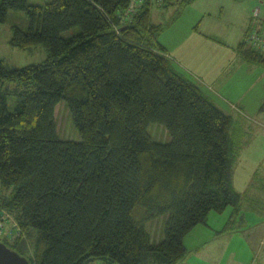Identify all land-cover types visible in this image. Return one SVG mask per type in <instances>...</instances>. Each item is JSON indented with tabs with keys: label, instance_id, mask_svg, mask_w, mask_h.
<instances>
[{
	"label": "trees",
	"instance_id": "16d2710c",
	"mask_svg": "<svg viewBox=\"0 0 264 264\" xmlns=\"http://www.w3.org/2000/svg\"><path fill=\"white\" fill-rule=\"evenodd\" d=\"M152 2L0 0V23L14 10L29 18L11 45L49 51L23 68L0 60V240L31 264H180L211 212L241 211L232 117L178 70ZM256 27L237 51L264 68ZM61 103L78 142L60 136ZM155 125L169 141L154 138ZM164 216L157 242L148 223Z\"/></svg>",
	"mask_w": 264,
	"mask_h": 264
},
{
	"label": "rangeland",
	"instance_id": "374dc122",
	"mask_svg": "<svg viewBox=\"0 0 264 264\" xmlns=\"http://www.w3.org/2000/svg\"><path fill=\"white\" fill-rule=\"evenodd\" d=\"M29 1L30 4L45 5L51 0ZM164 1L153 0L151 16L153 23L163 24L166 27L160 37L164 44L177 46L179 42L180 44L182 42L189 43L188 39L195 36L190 35L191 32L202 33L205 28L218 34L220 36L218 40L227 44L224 46L226 48L222 49H225V57L228 58L231 56L232 46L238 44V41L243 37L244 30L248 25L245 23L247 21L257 25L255 31L260 33L259 39L264 40V0H197V4L188 5L181 11L178 7H161ZM198 5L206 10V16L202 13L203 11L196 8ZM137 6L132 5L131 10H135ZM258 20L263 21L262 33ZM200 22L202 23L200 24ZM15 27L24 31L29 29V18L25 12L10 11L7 20L0 23V60H3L11 68H23L45 61L49 57V51L45 45L30 50L18 49L11 45ZM255 31L253 30L251 34H255ZM193 51H202L201 54H194L191 60L198 69L204 66L205 71L201 72L202 74L204 72L208 78L219 73L223 65L228 67L233 59L231 57L230 60L225 59L226 62H224L223 55L218 57L206 46H195L194 43H190L184 49L182 57L190 56ZM241 62L243 63L240 64L241 68L235 66L233 74L224 79L225 85L221 88L206 85L209 82L207 77L205 79L208 82L205 79H197L199 84L203 85L204 94L222 106L226 113L231 114L230 137L236 147L232 186L242 196L241 211L236 216L228 215L227 212L220 214L213 211L212 215L224 219L221 223V218L220 221L218 220L219 223L207 218L206 223L215 227H221L227 222L228 226L222 227L221 233H217L218 236H223L220 241H215L214 238L217 236L215 233H201L204 232L206 223L199 227L196 226L185 239L188 256L183 262L184 264H233L236 261L264 263V233L261 234L264 232V128L258 124L264 122V74L261 72L264 71V68L246 61ZM181 64H183L181 65L183 68L184 65L188 66L185 67L188 71L195 70L193 65H188L191 64L190 62H184L183 59H181ZM250 69L254 70L251 72ZM216 98L224 100L227 104H221ZM10 105L12 108L15 107V99L10 100ZM56 119L62 138L76 142L81 140L80 134L73 126L65 103L58 105ZM151 133L157 140L169 141L166 130L158 125L151 129ZM256 214L261 217L260 220L256 218ZM253 218L255 223H252ZM166 220L167 217L164 216L148 223V229L157 242L164 237ZM225 227L228 228V231H224ZM237 235H241L246 243H239L236 240H233V243H228L232 238L237 239ZM197 244L209 248L206 251L201 249L202 254L195 255L192 251L197 248ZM89 264L108 263L97 260Z\"/></svg>",
	"mask_w": 264,
	"mask_h": 264
},
{
	"label": "crops",
	"instance_id": "0c3cea01",
	"mask_svg": "<svg viewBox=\"0 0 264 264\" xmlns=\"http://www.w3.org/2000/svg\"><path fill=\"white\" fill-rule=\"evenodd\" d=\"M195 4H197V0L194 2V3H192V4H190V5H195ZM189 5V6H190ZM198 10H201V11H203L202 13L206 16V14H207V12H206V10L205 9H203V8H201V6L200 5H198L197 7H196ZM192 10H194V9H192ZM199 12V11H198ZM204 16V17H205ZM198 17H199V15H198ZM246 17V16H245ZM245 19H247V18H245ZM258 22L260 23V30H262V23H263V21L262 20H258ZM202 22H200V24H201ZM246 24H248L247 25V28H246V30H244V33H243V37L241 38V40H239L238 41V44H236V45H234V46H232V49H231V53H230V55L231 56H229L228 58H226L225 57V49H222V48H226V47H224V46H226L227 44H225V42H221V41H219L218 40V37H220L218 34H216V33H213V32H210V31H208L207 29H205L204 28V31H202V33L200 32H191V34L190 35H195V36H192V37H190V39H188L190 42L189 43H187V42H182V44H180V42H179V45H177V46H174V45H169V44H164V43H162L166 48H167V50H168V52H169V55L172 57V59L175 61V64H176V67L178 68V70L179 71H181L182 73H184L188 78H190V79H192L195 83H199L198 82V80L197 79H199V78H201V79H205V77H207L206 76V74L203 72V74H202V72L201 71H205L204 70V66L203 67H201V69H198V67L196 66V65H194L193 63H192V60H191V57L194 55V54H201L202 53V51L201 52H196V51H193L192 52V54L190 55V56H184V57H182V54H183V51H184V49L190 44V43H194L195 44V46H206L207 47V49H209V50H211V51H213V53H215V55L216 56H218V57H220L221 55H223L224 56V62H226L225 61V59H227V61L228 60H230L231 59V57H233V59L231 60V62H230V64H229V66L227 67V66H225V65H223V67H222V69H221V71L219 72V73H217L215 76H213L212 78H208L207 77V79L209 80V82L206 84V85H209V86H218V87H222L223 85H225L223 82H224V79L226 78V77H228L230 74H233V68L235 67V66H238L237 68H241L240 66H242V65H240V64H243L241 61H244L243 59H242V57L239 55V53H238V51H237V47L241 44V42H243V40L245 39V35L247 34V33H249L250 32V30L252 29V27H254L256 24L254 23V22H249L248 23V21L247 22H245ZM201 26V25H200ZM176 47H179L178 49L176 48ZM181 59H183V61L185 62H190L191 64H188V65H193V68L195 69L194 71H188L185 67H188V66H186V65H184L185 67L183 68L181 65H183V64H181ZM183 63V62H182ZM251 68H253V67H251ZM251 70H254V69H250V71ZM201 72V73H200ZM252 72V71H251ZM261 72H263V74H264V71H261ZM189 74H192V75H189ZM201 87H203V85H201ZM208 91H210L209 89H208ZM214 95V94H213ZM215 97H217L216 95H214ZM212 100V99H211ZM216 100L217 101H219L221 104H227V103H225L224 102V100H222V99H218V98H216ZM213 101V100H212ZM214 102V101H213ZM215 103V105L218 107V108H220L222 111H224L225 112V110L222 108V106H219L218 104H216V102H214ZM226 113V112H225ZM226 114H228V113H226ZM229 115V114H228ZM231 115V114H230ZM259 125H262L263 126V128H264V122H261V123H258ZM234 176V175H233ZM233 208L232 207H230V208H228V209H226V211H224V213L225 212H227L226 214H228V215H231L232 216V214H233ZM222 214V213H221ZM208 217L209 218H211L213 221H216V222H218V220L221 218L220 216L219 217H217L216 215H212V212L210 213V215H208ZM238 218H239V216H238ZM256 218L257 219H261V217L259 216V215H257L256 214ZM223 218H221V221H220V223L221 222H223ZM241 220H242V218H241ZM219 223V222H218ZM252 223H255V219L253 218V222ZM257 223V222H256ZM205 224V223H204ZM206 227H204V232H201V233H215L216 235H217V233L218 232H221L222 230H221V228L222 227H224V226H226L227 225V222L223 225V226H221V227H215V226H212V224H210V223H206ZM199 226H202V224H200V225H198L197 227H199ZM255 226V225H254ZM227 227V226H226ZM226 227H225V230L224 231H228V229H226ZM264 232H262L261 234H263ZM258 234V233H257ZM260 234V233H259ZM258 234V235H259ZM190 235H192V234H190ZM205 235V234H204ZM188 236H189V234H188ZM188 236L186 237V239L188 238ZM238 236V238L237 239H235V238H232V239H230V241L228 242V243H233V240H236L237 242H239V243H242V242H245L246 243V241H243V240H245V239H243V237L240 235H237ZM222 235L220 236H215V241H220L221 239H222ZM186 241V240H185ZM198 245V244H197ZM185 246H186V242H185ZM232 246H233V244H232ZM203 246H200V245H198L197 246V248H195L193 251H192V253L193 254H195V255H200V254H202L201 252V249H203V251H206L209 247H203ZM234 247V246H233ZM204 253V252H203ZM188 256V255H187ZM186 259V258H185ZM185 259L182 261V263L181 264H184L183 262H185ZM204 264H210V263H204ZM233 264H255V263H251V262H244V263H242V261H236V262H233ZM261 264H264V263H261Z\"/></svg>",
	"mask_w": 264,
	"mask_h": 264
},
{
	"label": "water",
	"instance_id": "95a60500",
	"mask_svg": "<svg viewBox=\"0 0 264 264\" xmlns=\"http://www.w3.org/2000/svg\"><path fill=\"white\" fill-rule=\"evenodd\" d=\"M0 264H31L29 260L10 249L0 240Z\"/></svg>",
	"mask_w": 264,
	"mask_h": 264
},
{
	"label": "built area",
	"instance_id": "2783aa9c",
	"mask_svg": "<svg viewBox=\"0 0 264 264\" xmlns=\"http://www.w3.org/2000/svg\"><path fill=\"white\" fill-rule=\"evenodd\" d=\"M135 3L137 4V1H136ZM259 38H260V36H259L257 33H255V34H252V36L250 37V40L253 42V44H254L255 46H259L260 43L263 42V41L260 40ZM261 41H262V42H261ZM2 233H3V227H2V225L0 224V235H2Z\"/></svg>",
	"mask_w": 264,
	"mask_h": 264
}]
</instances>
